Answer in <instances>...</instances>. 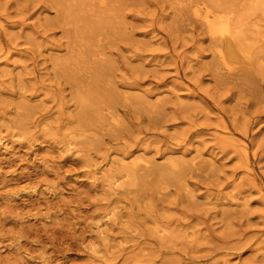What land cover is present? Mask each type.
<instances>
[{
    "label": "rangeland",
    "instance_id": "obj_1",
    "mask_svg": "<svg viewBox=\"0 0 264 264\" xmlns=\"http://www.w3.org/2000/svg\"><path fill=\"white\" fill-rule=\"evenodd\" d=\"M0 149V264H264V0H0Z\"/></svg>",
    "mask_w": 264,
    "mask_h": 264
},
{
    "label": "bare ground",
    "instance_id": "obj_2",
    "mask_svg": "<svg viewBox=\"0 0 264 264\" xmlns=\"http://www.w3.org/2000/svg\"><path fill=\"white\" fill-rule=\"evenodd\" d=\"M104 1V0H101ZM113 2V0H112ZM213 10V9H212ZM197 11V10H196ZM210 11V10H209ZM198 12V11H197ZM201 17V20L203 19V21L205 22V24L207 25L208 31L210 32V34L217 39H221L223 36H225L226 34L231 33V30L229 28L228 25V21L227 18L223 17L222 15H211L209 12H202L200 10V12L196 13ZM203 22V23H204ZM225 61V60H224ZM223 61V62H224ZM3 136V135H2ZM2 138V137H1ZM1 150V149H0ZM139 158V157H138ZM142 159H139L137 161H134V164H138L139 161H141ZM144 161V160H143ZM131 162V161H130ZM142 164V163H141ZM144 164V163H143ZM130 166V165H129ZM132 166V165H131ZM137 166V165H136ZM139 166V164H138ZM133 167V166H132ZM137 168V167H136ZM114 180V179H113ZM112 181V180H111ZM117 180L114 181V183H116ZM113 182V181H112ZM118 183V182H117ZM118 188V187H117ZM116 189V188H115ZM25 192V191H24ZM115 193V192H114ZM19 195V194H18ZM101 233V232H100Z\"/></svg>",
    "mask_w": 264,
    "mask_h": 264
}]
</instances>
